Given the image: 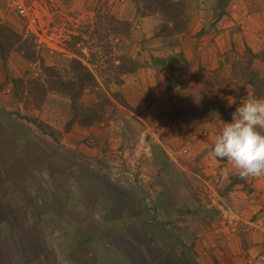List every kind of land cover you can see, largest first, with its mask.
I'll list each match as a JSON object with an SVG mask.
<instances>
[{
    "label": "rangeland",
    "instance_id": "rangeland-1",
    "mask_svg": "<svg viewBox=\"0 0 264 264\" xmlns=\"http://www.w3.org/2000/svg\"><path fill=\"white\" fill-rule=\"evenodd\" d=\"M171 2L0 0V264H264V177L208 156L264 98V0Z\"/></svg>",
    "mask_w": 264,
    "mask_h": 264
},
{
    "label": "clouds",
    "instance_id": "clouds-1",
    "mask_svg": "<svg viewBox=\"0 0 264 264\" xmlns=\"http://www.w3.org/2000/svg\"><path fill=\"white\" fill-rule=\"evenodd\" d=\"M229 105L233 98L228 97ZM223 123L208 156L226 160L241 179L264 177V98L248 95Z\"/></svg>",
    "mask_w": 264,
    "mask_h": 264
},
{
    "label": "trees",
    "instance_id": "trees-1",
    "mask_svg": "<svg viewBox=\"0 0 264 264\" xmlns=\"http://www.w3.org/2000/svg\"><path fill=\"white\" fill-rule=\"evenodd\" d=\"M231 1L232 0H216L217 8L221 12H223ZM166 4H168V5L165 6V3H163V10H166V8L169 9L170 7L174 6V4L171 2V0H166ZM1 49L2 48H0V50ZM90 79H91V75L90 76L88 75L86 77H82L81 79H79L80 82L78 84L76 82H74L73 80H71V82H69L68 86H72V87H76V88L79 87L81 89L82 86H84V84H86L88 82V80H90ZM62 86H65L64 83ZM63 88H65V90H69L68 87L67 88L63 87ZM77 92L78 91H72L71 90L68 93L69 96L71 97L72 101H73L74 120L82 126H90V125H93V124L103 120L105 118V111H103L99 107H97L98 105H95L92 107H87V108L86 107L85 108L80 107L78 105L79 104V99H78L79 95H77Z\"/></svg>",
    "mask_w": 264,
    "mask_h": 264
},
{
    "label": "built area",
    "instance_id": "built-area-1",
    "mask_svg": "<svg viewBox=\"0 0 264 264\" xmlns=\"http://www.w3.org/2000/svg\"><path fill=\"white\" fill-rule=\"evenodd\" d=\"M52 0H8L10 9L23 18L36 21L32 18V13H39L43 5H47Z\"/></svg>",
    "mask_w": 264,
    "mask_h": 264
}]
</instances>
